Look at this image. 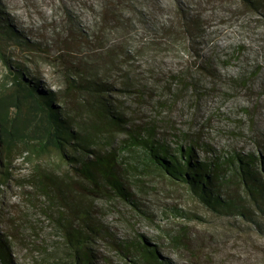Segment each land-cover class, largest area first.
Here are the masks:
<instances>
[{"label": "trees", "instance_id": "16d2710c", "mask_svg": "<svg viewBox=\"0 0 264 264\" xmlns=\"http://www.w3.org/2000/svg\"><path fill=\"white\" fill-rule=\"evenodd\" d=\"M89 1L92 20L78 25L75 59L65 42L52 62L60 79L55 89L41 85L24 62L13 63L4 45L15 40L29 59L52 56L46 47L61 34L59 26L39 45L2 23L0 8L6 69L0 77V196L12 181L19 188L7 210V231L0 234V264H18L13 250L20 243L38 253L36 264H99L103 242L123 264H219L228 244L254 252L252 264H263L255 254L264 251V127L250 126L239 141L222 143L175 130L167 121L181 97L200 95L198 76L213 77L222 63L210 52L217 45L211 19L231 13L230 20L243 26L252 15H264V0ZM117 33L127 53L143 48L141 57L149 61L144 77L125 69L120 90L129 104H118L110 94L115 86L92 67L116 61L99 53L97 42ZM256 42L263 50H255V58L245 56L249 49L237 51V85H248L264 68V37ZM205 43L211 45L203 53ZM164 61L170 69H163ZM249 110L244 108L247 115ZM18 162L29 165L21 177ZM161 195L173 203H163ZM153 201L161 203L164 224L148 209ZM97 215L120 217L123 237ZM131 218L149 221L152 237L133 227Z\"/></svg>", "mask_w": 264, "mask_h": 264}, {"label": "rangeland", "instance_id": "374dc122", "mask_svg": "<svg viewBox=\"0 0 264 264\" xmlns=\"http://www.w3.org/2000/svg\"><path fill=\"white\" fill-rule=\"evenodd\" d=\"M86 4L91 5L93 2L89 0H0V8L5 14L4 18L1 19L2 23L18 31L22 38L39 44L42 42L43 35L44 37L51 36L54 27L59 26L57 32L61 33L52 37L51 43H47L46 48L51 51L52 56L39 55L38 53V55H34L33 59H29L31 54L23 50L15 40L6 42L4 47L12 56L13 63L24 62L31 72L41 79V85L48 89L57 88L60 84V79L57 75L58 67L52 65V62H55L58 57L56 54H59L65 42H70L68 45L71 47L68 50L71 55L73 54L70 56L75 59V34L78 31V25L83 23L88 27L92 20L85 9ZM222 15L224 14L211 19L210 22L211 31H214L210 34V37L217 44L213 46L210 52L221 58L222 63L215 70L213 77L205 78L202 74L198 76V78H201L200 85H203L200 95L192 97L190 100H183V97H181L175 111L168 114L170 121L166 119L165 122L167 121L169 126H174L173 129L175 130L188 129L195 132V135H203L205 138L215 142L224 143L229 142V140L239 141L243 137V132H246L250 126L253 129L264 127V93L260 90L264 79V68L258 77H252V80L246 86H242L241 83L237 85L238 81L232 78L241 70L242 63L238 59V50L249 49L246 51L245 56L254 58L257 55L255 50H263L260 47L261 42L258 44L256 42V45L253 42L257 38L262 39L264 37V25L262 22L264 21V15H252L244 22L243 26L239 22L230 20L231 13L225 15L223 19L221 18ZM255 32L261 35L259 37L258 33L254 35ZM99 42H97V45L103 46L99 47V53H103L105 56L106 53H110L116 58V61L104 59L99 63L92 64V67L96 71L98 69V73L102 74V77H99L101 80H105L115 86L110 93L115 101L118 104H129L130 101L127 96L120 90L122 88V83L120 82L123 78L122 76L126 74L125 69L129 70L132 75L139 74L140 77L148 74L149 61L141 57L143 48H138L139 50L136 53H127L125 40L118 33L110 36L105 40V43ZM210 45L211 43L203 44L201 52L209 51ZM42 48H44V45ZM249 51H251L250 55ZM260 53L259 59L264 55L263 51ZM169 62L164 61L163 69H170L171 65ZM252 62V67H250L252 72H250L254 75L255 67L253 65H256V62ZM121 64L124 66H121ZM257 64L261 66L262 63L257 61ZM180 68L184 69L186 66H180ZM5 72L6 69L0 60V77ZM126 94L128 95V93ZM131 100L134 101L132 98ZM247 107L250 109V114L248 115L244 111V108ZM51 160L53 165L57 166L55 157ZM16 167V173L19 174L17 177H21V174L27 172L29 165L18 162ZM9 184L10 188L5 189V186L2 187L3 193L0 196V234H4L7 231V210L9 209V204L17 202L19 198L17 184L13 181ZM164 184L165 182H161V185ZM161 199L163 203L166 202L167 204L174 201V199L164 198L163 195H161ZM151 203L153 207L148 208L151 211L150 213L154 214L157 222L164 224V219L158 212L161 203L158 204L154 201ZM121 210L126 212L125 209ZM101 215H103V212ZM128 215L130 216V214ZM97 217L103 220L107 226H110L115 237H123L124 231H121L123 223L119 222L121 220L120 217L117 215H110L106 218L97 215ZM151 218L149 217V219ZM131 221V225L133 224V227L141 233L149 237L154 234L149 221L136 218H131ZM40 222H43V227L48 226L47 219L41 218ZM101 244L102 241L100 242ZM252 251H255V249L252 248ZM221 253L219 264H252L254 259V252L250 254L243 252L235 244H228L227 248ZM99 254V264H123L118 258L116 250L113 249L109 242H103ZM38 256L37 252L31 253V250L21 243L13 250V257L18 264H36L35 259ZM255 256L257 259L264 258V251L257 252Z\"/></svg>", "mask_w": 264, "mask_h": 264}]
</instances>
